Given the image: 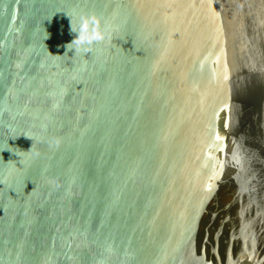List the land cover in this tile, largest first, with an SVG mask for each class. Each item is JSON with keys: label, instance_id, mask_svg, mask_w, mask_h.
Masks as SVG:
<instances>
[{"label": "water", "instance_id": "obj_1", "mask_svg": "<svg viewBox=\"0 0 264 264\" xmlns=\"http://www.w3.org/2000/svg\"><path fill=\"white\" fill-rule=\"evenodd\" d=\"M0 264H264V0H0Z\"/></svg>", "mask_w": 264, "mask_h": 264}, {"label": "clouds", "instance_id": "obj_2", "mask_svg": "<svg viewBox=\"0 0 264 264\" xmlns=\"http://www.w3.org/2000/svg\"><path fill=\"white\" fill-rule=\"evenodd\" d=\"M70 24L71 30L75 32L76 35L72 41L66 45V49H72L74 52L82 51L86 53L91 50L92 45L106 39V30L101 25L100 20L94 15L82 14L75 25L71 22ZM12 137L15 138L17 136Z\"/></svg>", "mask_w": 264, "mask_h": 264}]
</instances>
